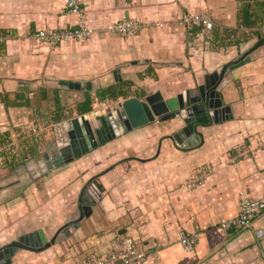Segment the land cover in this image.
I'll list each match as a JSON object with an SVG mask.
<instances>
[{
	"label": "crops",
	"instance_id": "0c3cea01",
	"mask_svg": "<svg viewBox=\"0 0 264 264\" xmlns=\"http://www.w3.org/2000/svg\"><path fill=\"white\" fill-rule=\"evenodd\" d=\"M83 2L90 40L50 48L33 34L76 24L64 0H0V142L18 143L0 177V249L21 239L38 248L17 249L8 264H76L127 235L146 252L141 264H264V212L249 228L219 224L238 216L242 196H264V45L219 85L233 117L200 124L199 137L181 134L182 118L157 117L53 168L59 148L51 136L17 138L28 122H94L127 99L166 101L216 82L264 37V0ZM187 13L210 16L218 36L230 37L208 43L199 25H181ZM130 18L165 24L127 37L107 31ZM107 89L116 95L103 96ZM182 230L198 234L191 251Z\"/></svg>",
	"mask_w": 264,
	"mask_h": 264
},
{
	"label": "water",
	"instance_id": "95a60500",
	"mask_svg": "<svg viewBox=\"0 0 264 264\" xmlns=\"http://www.w3.org/2000/svg\"><path fill=\"white\" fill-rule=\"evenodd\" d=\"M263 45L264 37H260L259 41L245 54L222 68L216 82L207 81L204 85L191 89L178 98L159 102H154L152 98H146V100L131 98L127 99L116 111H101L94 122L85 116L66 122L64 140L57 144L58 155L51 161L48 160V166L50 168L63 166L122 132L147 124L157 117L182 118L185 126L181 134L199 137L197 129L200 124H208L211 121L219 122L220 119L228 120L233 117L230 106L224 105L219 85L228 73L230 74L232 70L248 62L250 54ZM70 86L71 88L80 87L79 84H70ZM176 138L181 140L178 134ZM92 204L83 206L85 216L90 215ZM65 229L66 226L60 231ZM57 238L58 234L49 242L44 237L42 241L45 246H50L58 240ZM42 247L44 246H39V248ZM19 248L38 250L35 242L24 243L21 239L0 249V264H8L13 253Z\"/></svg>",
	"mask_w": 264,
	"mask_h": 264
},
{
	"label": "built area",
	"instance_id": "2783aa9c",
	"mask_svg": "<svg viewBox=\"0 0 264 264\" xmlns=\"http://www.w3.org/2000/svg\"><path fill=\"white\" fill-rule=\"evenodd\" d=\"M83 0H64V10L67 13L77 16L74 26L65 28L47 27L40 29L33 34V37L50 48H56L67 42L86 43L94 33L86 20V8ZM181 25L192 29L195 25L203 26L204 33L212 35L215 23L208 15L194 13L184 14L180 18ZM165 23L143 22L137 19H123L112 22L107 26V31L120 34L122 36H134L146 27L164 26ZM108 103H103V108ZM43 132L53 139L56 144L64 140L66 132V121H50L40 128L37 122H28L18 128V139L27 140L31 144L42 140ZM18 143L16 140H3L0 142V177L9 170L17 154ZM264 212V196L259 199H250L242 196L240 201V211L234 218L222 219L219 223L221 227L232 230L245 229L251 227L254 219ZM179 240L186 250H193L198 243V234L189 233L184 230L179 233ZM146 257V252L137 246L132 236H125L122 241L116 242L110 250L101 255H86L78 259L76 264H141Z\"/></svg>",
	"mask_w": 264,
	"mask_h": 264
},
{
	"label": "trees",
	"instance_id": "16d2710c",
	"mask_svg": "<svg viewBox=\"0 0 264 264\" xmlns=\"http://www.w3.org/2000/svg\"><path fill=\"white\" fill-rule=\"evenodd\" d=\"M194 27V26H193ZM197 27H199V28H195L196 30H201L202 28H203V26H201V25H199V26H197ZM194 29V30H195ZM191 30H193V28L191 29ZM195 30V31H196ZM263 30H264V28H263ZM226 31V30H225ZM216 33V34H215ZM259 33V35H262L261 33V30H260V32H258ZM206 34V33H205ZM215 34V35H214ZM219 35V32L217 31V30H214L213 31V33H212V35L211 36H209L208 34H206V38H204L203 40H205V41H207L208 43L209 42H211V44H215L216 43V40L217 41H219L220 42V40H218V39H220L221 38V41L223 42V43H225V41H224V39L227 37V36H229V34H228V31H226V32H224V34L222 35H220V37L218 36ZM230 37V36H229ZM261 37V36H260ZM229 43V42H228ZM231 44H233V43H231ZM109 94V96H115L116 95V93H114V92H112L111 90H109V89H107V90H104L103 91V93H102V95L104 96H106V94Z\"/></svg>",
	"mask_w": 264,
	"mask_h": 264
},
{
	"label": "rangeland",
	"instance_id": "374dc122",
	"mask_svg": "<svg viewBox=\"0 0 264 264\" xmlns=\"http://www.w3.org/2000/svg\"><path fill=\"white\" fill-rule=\"evenodd\" d=\"M261 34L264 35V32H262Z\"/></svg>",
	"mask_w": 264,
	"mask_h": 264
}]
</instances>
